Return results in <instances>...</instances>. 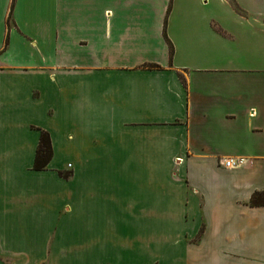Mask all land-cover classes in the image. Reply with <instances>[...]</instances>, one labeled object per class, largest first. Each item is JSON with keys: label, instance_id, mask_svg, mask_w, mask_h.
Returning <instances> with one entry per match:
<instances>
[{"label": "crops", "instance_id": "obj_1", "mask_svg": "<svg viewBox=\"0 0 264 264\" xmlns=\"http://www.w3.org/2000/svg\"><path fill=\"white\" fill-rule=\"evenodd\" d=\"M261 190L264 0H0V264H264Z\"/></svg>", "mask_w": 264, "mask_h": 264}, {"label": "trees", "instance_id": "obj_2", "mask_svg": "<svg viewBox=\"0 0 264 264\" xmlns=\"http://www.w3.org/2000/svg\"><path fill=\"white\" fill-rule=\"evenodd\" d=\"M12 7V5H11ZM172 53V47L169 44V54ZM52 155L50 138L47 132L41 131L37 144L35 159L33 164L34 170H43L47 166ZM63 177H68V173H60ZM251 206H264V190L255 191L249 200Z\"/></svg>", "mask_w": 264, "mask_h": 264}, {"label": "built area", "instance_id": "obj_3", "mask_svg": "<svg viewBox=\"0 0 264 264\" xmlns=\"http://www.w3.org/2000/svg\"><path fill=\"white\" fill-rule=\"evenodd\" d=\"M243 158L227 157L219 159V165L226 170L236 169L243 165Z\"/></svg>", "mask_w": 264, "mask_h": 264}]
</instances>
